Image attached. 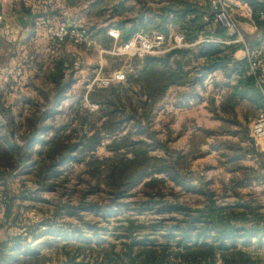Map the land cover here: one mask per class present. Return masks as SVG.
I'll use <instances>...</instances> for the list:
<instances>
[{
    "label": "trees",
    "instance_id": "obj_1",
    "mask_svg": "<svg viewBox=\"0 0 264 264\" xmlns=\"http://www.w3.org/2000/svg\"><path fill=\"white\" fill-rule=\"evenodd\" d=\"M106 1L97 0L96 5L102 6ZM166 1L167 5L158 10V21H144L141 15L128 19L127 14H132L133 10L117 6L109 9L110 11L99 9L97 15L103 17L109 11L107 16L120 19L114 28L120 33L121 42L137 33H144L147 27L166 34L165 24L169 14H172L171 23L185 33L186 42H193L198 36L207 35L205 27L211 18L208 8H197L183 0ZM246 2L251 9V20L257 30L262 32L264 41V2ZM205 17L207 20L203 21ZM214 34L223 33L217 30ZM231 51L233 49L227 47L221 50L213 44L203 45L199 56L205 59L206 65L198 72L193 71L194 76L191 78L188 76L190 72H183L186 63L180 60L170 62L172 56L179 59L187 57L186 51L175 50L163 57L144 58L141 60L140 69L127 78L129 87L132 89L134 83L144 101L138 99V106L132 108L130 99L127 100L132 108V115L122 118L119 116L123 113L117 114L115 109L119 104L122 105L121 96L118 92H111L110 99L104 103L107 113L100 118V126L89 138L83 135L74 139L75 142L63 135L69 125L53 129L54 135L47 141H43V136L45 131L52 128L36 127L38 123L42 124L61 114L58 108L73 83L72 75H66L71 68L70 64L66 60L54 62L45 77V81L53 88L47 92H39L43 104L25 102L22 106L30 108V116L18 114L19 118L24 117L23 121L29 126L28 134L22 138L23 144L18 145L9 136H0V180L5 184L0 212L3 209V219L10 222L7 225L10 231L13 230L12 234L0 242V264H264L258 257L264 252V213L260 212V207L254 202L236 197L234 204L217 203V196L207 185H194L186 181L185 175L180 173V163L183 160L181 155L167 151L168 159L149 158L141 141L132 150L131 159L116 156L118 148L115 143L118 142L109 147L113 150L114 157L99 160L94 154L101 145V133L107 132L111 135L124 122H133L141 128V123L135 117L138 109L146 114L147 121L149 113L170 86L201 84L204 77L212 71L226 67L229 61L226 53ZM234 70L241 78L240 86L253 90L254 104L264 111V97L255 87L252 78L246 76L245 63L237 64ZM50 92L51 104L48 102ZM93 93L88 95L89 102L103 106L93 98ZM41 107L47 108L45 113H40ZM102 112L101 109L100 113ZM75 114L78 116L80 112ZM0 115H11L1 102V97ZM36 145H39L37 151L33 149ZM151 161L154 165L151 171L143 169L144 164ZM66 163L91 167L92 170L88 172L96 179L95 186L91 189L94 190L100 184L97 176H102L106 180L107 195L111 198L104 204H90L86 201L85 194L80 197L77 205L59 202L51 219L34 226H24L18 208L20 205H15V201L24 200V197L17 198L12 185L6 184L4 174L8 171V179H11L20 167L34 168L36 185L41 190L53 191L55 184L49 182L61 179L64 168H67L64 171L67 173L72 170V167L64 165ZM167 182L172 183L173 187L167 186ZM138 185H141L145 201L135 205V216L127 215L120 221L117 219L120 212L129 206L118 203V200L128 197L130 191ZM166 188L171 192L174 188H179L183 192L199 195L203 198V206L191 208L165 201L163 191ZM168 196L173 198L172 193ZM15 207L18 209L13 215L12 210ZM147 214L152 215L151 219L145 217L144 221H140L137 217ZM84 215L104 221L109 218L118 220V225L109 233L111 240L102 239L107 229H103L99 223H84ZM60 217H63L61 220L66 218L74 222L58 223ZM44 252L55 255L54 261L44 255Z\"/></svg>",
    "mask_w": 264,
    "mask_h": 264
},
{
    "label": "crops",
    "instance_id": "obj_2",
    "mask_svg": "<svg viewBox=\"0 0 264 264\" xmlns=\"http://www.w3.org/2000/svg\"><path fill=\"white\" fill-rule=\"evenodd\" d=\"M129 1L132 2V5H128ZM183 1L197 8H208L207 0ZM258 1L264 2V0ZM108 2L119 8L133 10L132 18L139 17L140 10L138 9L145 8L147 13L141 15L144 21L150 19L158 21V10L167 5L166 0H107L104 4ZM98 7L93 0H0V59L4 61L0 62V67L2 64L4 66V69L0 70L1 73L7 74L9 72L7 71V59H9L11 67V59H14L13 46L20 43L27 44L30 52L43 55L42 59L37 61L36 65H32V53L24 51L21 55L22 58H16V61L29 63L25 67L30 70L34 78H39L41 84H44V88L42 86L37 87L36 90L39 94L40 91L47 92L53 88L42 76L48 75L54 62L66 60L71 66L66 75L71 74L74 78L79 73L82 74V80H76L70 86L67 99L62 101L58 108L61 114L56 115V119L60 117L66 122H72V124L79 122L78 118L80 117L72 111L76 110L79 102L86 101L89 94L85 83L88 68L93 62L88 57L90 50L87 47L82 50L72 46L69 50L60 46L56 48L46 36L44 27L47 23L50 25L74 23L75 19L84 20L87 26L89 24L86 23V17ZM130 15L127 14V17ZM111 19L113 20V18ZM171 19L172 14H169L165 24V35L169 33V28L178 27L171 23ZM206 20V17L203 18V21ZM234 20L248 47H253L262 42V32L257 30L251 20L250 7L249 12H236ZM115 24H110L109 20H105L100 26L93 25L92 27V24L89 26L94 29L95 39L100 36L106 37L110 41L111 38L109 39L106 32L109 28L115 29ZM152 31L155 30L149 28L144 33ZM205 31H207V35H200L195 41L187 42L186 47L179 49V51H186L187 57L179 59L172 56L170 62L180 60L182 63H186L183 72H190L188 76L191 78L194 76L193 71L198 72L206 65L205 59L199 56L200 48L203 45L213 44L219 46L221 50L226 47L233 49V51L226 53L229 60L226 67L212 71L204 77L201 84L191 86L186 83L170 86L164 97L155 104L150 113V128L151 126L154 128L161 127L167 131V135L174 133L188 140L195 135H201L208 147L206 149V144L202 146L203 160L212 158V162L208 164L210 167L207 166V168L211 169L214 175L218 174L219 184L225 189L232 186L233 191H236L237 194L242 193L240 192L241 189H249L250 187L259 186L264 189V143L262 150L256 148L249 132L251 123L259 113L264 111L254 104L255 93L253 90L249 87L240 86L241 78L235 73V70L233 71L237 64L245 63L244 49L240 45L232 44L234 36L225 31L218 30V32L223 33L222 35L214 34L217 30L211 27ZM210 39L215 42H210ZM101 41L98 40L97 42ZM167 54L154 57H163ZM81 58H84L85 63L78 62ZM231 71L233 72L231 73ZM28 83L30 84V82ZM73 89H79L80 93L74 94ZM258 91L257 93L260 92ZM70 94H74V96L70 98ZM217 94L219 95L218 100L215 98ZM262 95L264 97L263 93ZM31 96L34 94L24 96L23 99H18L20 100L19 103H14L22 105L28 101L34 102L35 97ZM35 100V102L43 104L41 98L37 97ZM49 100L51 101L50 98H48V102ZM4 101L1 98V102L4 103ZM211 140L212 144H210ZM188 143L189 141L185 144L187 149L189 148ZM226 190L228 191V188ZM238 197L242 196L238 195Z\"/></svg>",
    "mask_w": 264,
    "mask_h": 264
},
{
    "label": "rangeland",
    "instance_id": "obj_3",
    "mask_svg": "<svg viewBox=\"0 0 264 264\" xmlns=\"http://www.w3.org/2000/svg\"><path fill=\"white\" fill-rule=\"evenodd\" d=\"M96 2L97 0H93ZM128 5H132V2L129 1ZM114 7L111 2H108L106 4H103L102 6H99L98 9H94L92 13L86 17V23L92 24L96 26H100L103 24L105 20H109L110 24L117 23L120 19L119 18H113V20L109 17H107V14H109V11H107L105 16L100 17L97 15V11L99 9H110ZM150 9V8H149ZM138 15H145L147 13L145 8H140ZM132 14L128 16L127 18H132ZM66 24V23H65ZM55 25V24H54ZM69 25H76L81 26L84 29H86L87 33L89 34L90 38L93 41V44L88 49L89 51V59H91L93 62L88 68L87 71V81L85 85H88L93 79H102L103 77H106L107 75L111 74L114 71L118 70H125L127 73V78L131 74H135L138 69H140L141 66V60L135 59V58H127V57H113L111 55H108L105 53V51H109L113 47V40L110 39V41L105 39L104 37L98 36L96 39L102 40L101 42H95V32L93 31L92 27L90 28L89 25H85L84 20L75 19L74 23H69ZM52 25L49 23L46 24L47 28H51ZM149 27H147L146 30H148ZM50 40V39H49ZM52 44L58 48V46L70 49V46L75 47L77 49L84 50L85 47L82 48V46H73L69 43L65 44H57L54 41ZM112 41V42H111ZM111 42V43H110ZM95 44L96 47H95ZM3 47V45H2ZM28 45H24L23 43H20L19 45L15 44L13 46V58L11 59V67L9 65V59H7V81L3 82V78L5 77L4 73H1L0 71V97L4 99V107L8 111H10V116H1L0 119V136H9L10 139L14 140L18 145H22V138L26 137L29 131L28 123L23 121L24 115L30 116V108L23 107L22 105L15 104L16 102L19 103L20 100L23 99L24 96L27 95H33L31 97H40V95L37 92V87L42 86L44 88V84H41V81L39 78H34L32 73L28 68L25 67V65H29V63H21L17 62L16 58H22V53L24 51H27L28 53L30 50L28 49ZM32 49V47H30ZM33 60L31 61L32 65H36L37 61L42 59L43 55L32 53ZM91 55V56H90ZM0 62H4L1 61ZM78 62L85 63L84 58H81L78 60ZM1 64V63H0ZM4 69V66L2 64V67H0V70ZM45 75V74H44ZM42 76L45 78L46 76ZM32 77V78H31ZM82 74H76L75 77H72L73 83L76 80H82L81 79ZM30 82V84L28 83ZM72 83V84H73ZM74 94H79V89H73ZM95 91V92H94ZM68 92V91H67ZM67 92L65 95V99H67ZM94 92V93H93ZM111 92H118L121 96L120 102L124 106H119L116 109V113L119 114V117L127 118L131 114L130 109H132L134 106L137 105L138 99H141L140 101H144L143 96L140 93V90L136 87V85L133 83L132 89L129 87V84L124 83L121 84H112L107 87H103L99 81L95 82V84L91 87L89 90V94L93 93L95 97L94 99L97 100V102L103 104V106H100L95 103L89 102L88 95L86 97V101L79 102L77 108L78 110L72 111V113H77L78 111L80 114L79 122L76 124L72 122H66V120L62 118H57V116L54 117V119H49L45 122L38 123L36 127L42 128V127H51L52 129L45 131L46 133L43 136V141H47L48 139L52 138L54 135V130H57L61 128L63 125H69V128L65 129V133L63 134L65 137H68L69 140L71 139L72 142H75L74 139L80 138L83 135H86L87 138H89L93 131L100 126V123L102 122L100 118L102 119L105 113H107V107H104V103L107 102L110 99ZM27 94V95H26ZM74 94H70V98L74 96ZM52 95L51 92L49 93V104L52 102ZM84 97V96H82ZM140 97V98H139ZM34 99V98H33ZM34 99V101H36ZM131 101V104L133 105L132 108L129 106L128 101ZM63 100V101H64ZM6 102V103H5ZM15 102V103H14ZM47 108L41 107L40 113L44 112ZM103 110L102 113H100V110ZM86 112V114L84 113ZM22 113L23 116H18V114ZM151 113V112H150ZM149 113V116H150ZM77 115V114H76ZM146 114L138 109L137 115L135 116L137 121L141 123V128H139L135 123L133 122H124L120 125L118 131L115 133L109 135L107 132L101 133L102 136V142L101 145L96 149L95 151V157L99 160H105L110 159L114 157L113 150L109 149V147L114 146L118 148L116 152V156H124L127 159L132 158V150L136 149L137 146H135L138 142L144 143L147 156L149 158L155 159V158H161V159H168L167 158V151L172 152L175 154H179L183 157V160L181 161L180 165L182 169L180 170V173L182 175H185L186 181H190V183L194 185H207V188H209L214 194L217 196V203L221 205H229L236 203V200L238 198V195L242 196L244 200L246 201H252L254 202L257 207H260V212L264 213V189L263 187H250L241 189V194H237L236 191H233L232 186H228V191L225 192V187L221 186L220 178H218V174H213L211 169H208L207 166L209 163L212 162V158H206L203 160V152H202V146L206 144L207 142H204V139L201 135L193 136L192 139L187 138H181L177 134L174 133L167 135V131L165 129L160 128H154L149 125V118L146 121ZM12 121V122H10ZM84 121V122H83ZM135 121V122H137ZM13 123V124H12ZM72 124V126H71ZM195 127V126H194ZM54 129V130H53ZM187 141H189V148L187 149L185 144H187ZM212 144V140L211 143ZM34 150L39 149V145L34 146ZM86 163V162H85ZM66 167H72V170L70 172H64L66 169H63V175L61 176V179L58 181L49 182L50 184H55L53 191H46L41 190L35 183L36 178L33 176L34 168H23L20 167L16 171L17 174L11 178L8 179V171L4 174V178H6V184L12 185L14 188L15 194L17 198L24 197V200H17L15 201V205H20L18 207L20 209V215L23 217V225L28 226H34L43 220L51 219L52 214L54 212L55 206L59 202H68L71 205H77L79 203L80 197L82 195L87 196L86 201L88 203H100L104 204L109 201V198L107 195L108 188L106 186V180L105 178L98 177L97 180L100 181V184L93 190L91 187L95 186V180L92 175L89 174L88 171H91V167L86 166L84 164H64ZM153 165V162L145 163L143 166V169L147 168L151 171ZM210 167V166H208ZM212 168V167H211ZM25 169V170H24ZM87 172V173H86ZM103 173V172H102ZM104 174V173H103ZM161 177V176H160ZM3 181L0 180V203L1 200L4 199V193H5V184H2ZM167 186L170 188L173 187L172 183L167 182ZM226 188V189H227ZM93 190V191H91ZM90 191V192H89ZM169 193H172L173 198H171ZM128 197L121 198L118 200V203L123 204L124 206L128 205V209H123L122 212H120L119 219L120 221L124 220L127 215L128 216H135L134 207L135 205L139 204L142 201H145V197H143V191L141 190V185H138L137 187L133 188L130 193L128 194ZM164 200L169 201L172 203H177L185 206H189L191 208L194 207H202L203 206V198L199 195H192L187 192H183L179 188H174V191L171 192L169 188L165 189L163 191ZM237 197V198H236ZM1 205V204H0ZM1 207V206H0ZM17 207H15L12 211L13 215L17 212ZM3 209L0 212V242L4 241L5 238L11 233L10 227H8L7 224L10 222H6L5 219H3ZM150 214L144 215V216H137L140 221H144L145 217L148 219H151ZM84 223H99L103 229H107L103 235L102 239L104 241L111 240L110 231L113 230L114 227L118 225V222L116 223V219L109 218L108 221H104L101 218H94L92 216H86L84 215ZM63 217H60L58 220V223L64 222V223H70L74 222V220L66 219ZM146 221V220H145ZM98 224V225H99ZM44 255L50 258V260L53 262L55 259V255L48 254L47 252H44ZM259 259L262 263H264V252H261L259 254ZM50 262H47L45 264H49Z\"/></svg>",
    "mask_w": 264,
    "mask_h": 264
},
{
    "label": "built area",
    "instance_id": "obj_4",
    "mask_svg": "<svg viewBox=\"0 0 264 264\" xmlns=\"http://www.w3.org/2000/svg\"><path fill=\"white\" fill-rule=\"evenodd\" d=\"M207 4L211 18L205 30L211 27L234 36L231 43L240 45L244 49L246 76L252 78L255 87L264 94V41L253 47H248L234 20L236 12H249L248 3L246 0H207ZM168 31L167 35L156 31L137 33L130 39L121 42L120 33L113 28H109L106 34L113 40V47L105 53L113 57L143 60L148 56H161L188 45L185 40V33L180 28H169ZM45 34L48 39L60 45L69 43L73 46L89 48L93 44L86 29L81 26L61 23L45 29ZM210 42L215 41L210 39ZM6 81L5 74L3 82ZM97 81L103 87L112 84L123 85L127 81V73L125 70L114 71L102 79H93L86 88L90 90ZM215 98L218 100L219 95L217 94ZM249 132L253 145L262 150L264 143V112L259 113L254 119L249 127Z\"/></svg>",
    "mask_w": 264,
    "mask_h": 264
}]
</instances>
